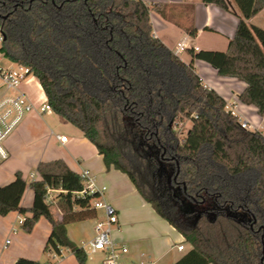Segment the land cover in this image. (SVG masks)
Instances as JSON below:
<instances>
[{
  "label": "trees",
  "instance_id": "1",
  "mask_svg": "<svg viewBox=\"0 0 264 264\" xmlns=\"http://www.w3.org/2000/svg\"><path fill=\"white\" fill-rule=\"evenodd\" d=\"M202 2L228 8L226 0ZM233 2L240 15L227 49L192 59L244 82L240 101L263 115L264 29L247 20L264 0ZM150 9L142 0H0L1 49L29 67L52 111L82 132L106 169L125 173L184 237L190 247L173 264H264V135L241 127L192 61L153 35ZM36 172L27 182L16 171L0 185V215H24L26 233L44 217L43 251L67 249L86 264L66 225L94 215L93 196L77 194L80 176L62 159L40 161ZM27 186L29 208L20 204ZM47 188L59 189L54 203L45 200Z\"/></svg>",
  "mask_w": 264,
  "mask_h": 264
},
{
  "label": "crops",
  "instance_id": "2",
  "mask_svg": "<svg viewBox=\"0 0 264 264\" xmlns=\"http://www.w3.org/2000/svg\"><path fill=\"white\" fill-rule=\"evenodd\" d=\"M142 1L151 8L149 15L153 35L184 63L192 61L203 85L224 98L226 109L233 108L239 118L245 119L264 135V114L259 115L253 105L244 104L239 99L245 83L234 77L219 75L213 66L202 59H192V54L201 50L227 49L240 15L233 0H226L228 8L213 3L205 4L202 0ZM247 23L264 29V7L249 18ZM188 28H195V33L190 34L186 30ZM179 42H183L185 47L176 53ZM21 89L27 92L35 106L46 101L44 91L34 76L26 79ZM61 135L66 136V141L58 139L57 136ZM5 146L9 155L0 164V185L9 183L16 171H20L27 182L38 179L36 166L40 161L62 159L73 171L79 173L86 169L95 176L99 185L106 186L104 199L118 212L120 221L119 229L113 233L114 239L125 244L128 249L122 256V264H173L189 249L184 237L143 199L129 177L114 168L106 169L95 146L78 128L57 113L30 112L9 135ZM31 173L33 177H30ZM32 200L33 191L27 186L20 204L29 208ZM100 214L101 211L96 210L92 217L68 223L66 229L69 239L79 247L82 242L90 239ZM19 215L18 211L0 215V264H13L19 257L39 262L49 261L50 252H46V257L41 259L50 232L49 222L40 217L32 231L25 233L19 229ZM6 239H9L8 243ZM180 243L184 245V250L177 249ZM64 250L66 252L53 264H78L74 255ZM98 254L97 264H101L102 253ZM92 256L87 258L91 260ZM86 264L96 263L86 260Z\"/></svg>",
  "mask_w": 264,
  "mask_h": 264
},
{
  "label": "built area",
  "instance_id": "3",
  "mask_svg": "<svg viewBox=\"0 0 264 264\" xmlns=\"http://www.w3.org/2000/svg\"><path fill=\"white\" fill-rule=\"evenodd\" d=\"M2 35L0 34V164L8 158V151L5 142L9 135L17 128L23 119L32 111L36 110L39 114L51 112L52 108L47 101L39 107H35L29 97L21 89L23 80L31 73L29 67L9 59L1 49ZM183 42H179L175 52L183 50ZM194 49H197L194 47ZM230 112L237 116L241 127L247 130L255 128L245 119L238 117V112L233 108ZM61 142L66 141V136H57ZM82 182V189L77 192L81 197L93 196L90 200L91 208L96 211L100 210L101 214L96 218L94 224L93 236L82 242L81 248L87 256L95 252L102 253L101 264H122V256L128 251L127 246L119 243L114 239L113 233L120 227L119 215L115 208L104 199L106 190L105 185H99L96 178L88 170L79 171ZM33 177V173L30 174ZM59 189L47 188L45 200L54 203V196ZM24 215L20 214L18 224H22ZM13 231L14 228H13ZM6 243L9 239H6ZM178 250H184L183 244L177 245ZM63 254L60 248L59 253L50 252L52 259H57ZM39 264H53L51 261L40 262ZM140 264H145L141 262ZM152 264V263H148Z\"/></svg>",
  "mask_w": 264,
  "mask_h": 264
},
{
  "label": "rangeland",
  "instance_id": "4",
  "mask_svg": "<svg viewBox=\"0 0 264 264\" xmlns=\"http://www.w3.org/2000/svg\"><path fill=\"white\" fill-rule=\"evenodd\" d=\"M33 75L32 74H30V75H28L24 80H23V82L26 80V79H28V78H31ZM23 82H22V84H23ZM24 91V90H23ZM25 92V91H24ZM25 94L29 97V95L27 94V92H25ZM32 102V101H31ZM43 102H45V101H43ZM43 102H41V103H39L37 106H35L34 105V103H33V105L35 106V107H39ZM189 125H190V123H189V121H186L184 124H183V126L181 127V129H182V131L183 132H185L186 131V129L189 127ZM80 221V220H79ZM74 222H77V221H72V222H70V223H74ZM69 223V224H70ZM19 229H20V226H19ZM21 230V229H20ZM22 231V230H21ZM22 232H24V231H22ZM26 233V232H25ZM186 249H187V247H186ZM66 251L64 250L63 251V253H65ZM45 254H46V252H43V256H42V258L41 259H44L46 256H45ZM60 258V257H59ZM59 258H57V259H59ZM92 258L93 259H89V257L86 259L88 262H95L96 264H97V260H99V254H98V252H95V253H93V256H92ZM57 259H52V258H50V260L49 261H51L52 263H54Z\"/></svg>",
  "mask_w": 264,
  "mask_h": 264
}]
</instances>
